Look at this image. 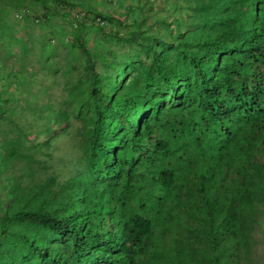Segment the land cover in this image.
Wrapping results in <instances>:
<instances>
[{"label":"trees","instance_id":"1","mask_svg":"<svg viewBox=\"0 0 264 264\" xmlns=\"http://www.w3.org/2000/svg\"><path fill=\"white\" fill-rule=\"evenodd\" d=\"M35 4L18 52L0 25V264L251 263L264 0Z\"/></svg>","mask_w":264,"mask_h":264},{"label":"crops","instance_id":"2","mask_svg":"<svg viewBox=\"0 0 264 264\" xmlns=\"http://www.w3.org/2000/svg\"><path fill=\"white\" fill-rule=\"evenodd\" d=\"M112 4L114 5L108 2L107 5L115 6L117 3L113 2ZM43 11L44 9L41 5L35 4L31 6L30 0H21L20 4H17L16 0H0V25L10 24L13 27L10 48L15 53L19 51L21 45L28 41L30 36L36 40L40 37L42 29L37 21L42 16ZM49 31H52V28L46 30L47 33ZM55 31L53 30V32ZM0 36H2L1 31Z\"/></svg>","mask_w":264,"mask_h":264},{"label":"rangeland","instance_id":"3","mask_svg":"<svg viewBox=\"0 0 264 264\" xmlns=\"http://www.w3.org/2000/svg\"><path fill=\"white\" fill-rule=\"evenodd\" d=\"M41 91V89L39 90ZM38 91V92H39ZM45 95L51 96L49 98H52L53 100H59L60 95L57 92L52 93V90H44ZM51 99V100H52ZM29 115V114H28ZM72 128H70L69 131H75L76 123H72ZM78 146V140L74 138V134L70 137H60L59 139L56 138V141L53 142V150L56 149V154L59 159L54 162L55 165H60L62 162L70 161V158H74L77 156V152L75 148ZM67 173V172H64ZM253 252V261L251 263L246 264H264V226L261 225V227L256 231L255 234V246L252 249Z\"/></svg>","mask_w":264,"mask_h":264}]
</instances>
